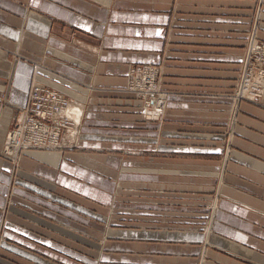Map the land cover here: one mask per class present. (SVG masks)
I'll list each match as a JSON object with an SVG mask.
<instances>
[{
	"label": "crops",
	"instance_id": "crops-1",
	"mask_svg": "<svg viewBox=\"0 0 264 264\" xmlns=\"http://www.w3.org/2000/svg\"><path fill=\"white\" fill-rule=\"evenodd\" d=\"M257 2L0 0V46L22 49L41 59L37 66L29 60L11 61L9 54L0 50V150L15 112L27 106L34 80L72 95L74 113L70 114L69 109V115L80 123L78 134H74L78 144L71 151L24 150V169L14 186L16 199L35 211L17 206L12 210L59 234H42L30 222L11 215L16 222L7 223L17 234L6 231L5 235L30 242L20 236L25 233L70 252L77 248L66 237L81 240L95 249H82L93 252L87 256L89 264H264V135L260 134L264 124L257 121L264 116V105L244 103L247 114L241 118L259 132L239 128L247 140L236 139L240 147L232 153L228 182L221 185L223 195L211 227L207 228L203 215L194 219L183 213L175 215L182 218H162L167 214L153 211L169 206L190 211L188 200L179 206L174 205V200L162 205L155 199L125 204L135 214L131 212L126 217L119 213L109 226L91 224L90 218L97 213L84 205L94 208L98 201L119 207L116 203L126 201L118 193L125 194L127 184L138 189V193L145 182H151L153 193L170 194L175 192L174 184H179L181 193H186L191 191L193 172L203 177L205 183V164L196 167V163L182 160V168H177L180 177H174L170 175L171 169H165L174 163L168 162V157L164 159L167 162L154 157L191 158L192 154L201 157L208 152L222 153L221 148L207 150L205 144L185 141L187 135L176 131L179 122L175 121L185 120L195 112L184 98L195 96L188 92L170 96L167 110L172 123H165L160 133L157 124L139 122L138 102L123 99L125 95L120 89L125 86L131 63L163 62L169 74L200 78L238 73L246 55L244 46ZM261 16L264 18V11ZM64 24L74 30V41L57 32L58 27L65 30ZM262 28L258 31L260 36H264V25ZM173 109L182 116H170ZM12 167V162L0 153L1 214L12 184ZM167 187H172L171 191L165 190ZM103 204L101 209L106 207ZM105 213L99 214L101 220L108 219ZM74 225L84 233L98 232L102 235L101 243L89 234H78ZM10 249L28 260L35 257L16 245H10Z\"/></svg>",
	"mask_w": 264,
	"mask_h": 264
},
{
	"label": "rangeland",
	"instance_id": "rangeland-1",
	"mask_svg": "<svg viewBox=\"0 0 264 264\" xmlns=\"http://www.w3.org/2000/svg\"><path fill=\"white\" fill-rule=\"evenodd\" d=\"M263 11L264 1L258 0L254 7V15L252 17L253 20L251 21V28L247 32L248 38L247 43L244 46L246 54L244 61L241 68L238 70V73H235L232 76L228 72L227 75L226 73H223L222 76L218 77L201 78L195 77L194 75L183 76L169 74L165 71L163 62L129 64V68L125 76V86L120 89V92L125 95V98L123 99H125L126 101H132L134 104L136 103V101L138 102L141 111V114H138L140 116V121L138 120L139 122L143 124H157L158 126L156 130L161 133L162 130L165 129V123H172V121L168 119L169 112L167 110L170 96L172 94L178 95L188 92L187 94L189 96H195L196 98L191 97L184 99H186L187 103H190L192 110H194L195 112L189 114L188 117H185V120L175 121L179 122L176 131L182 135H187V137L183 138V140L185 141H192L199 146H204L205 144L207 150L209 148H221L222 153L218 154L215 152H208L206 156H202L201 154V157H197L198 154H192L191 158L184 155V157L180 155H155L154 157L157 161H164V159L168 157V159L171 160L168 162L174 163L172 165H167L170 168H168L167 166L165 168L171 169L172 171H170V175L174 177H180L177 168L181 167L179 163H183L182 160H190V162H192L193 164L196 163V167L199 163L205 164L207 166L208 172L206 175L205 183L202 179L203 177H199L197 173L193 172L190 183V188H192L189 189L191 191L186 193H181L182 190L179 188V184H174L175 192L171 194L166 193L167 191H165L164 193H153L150 189L151 182H145L147 184H145L144 187L140 189V191H137L138 193H135V191L138 189H135L133 185H124V190L127 192H125V194L118 193V196L123 198V200L126 202L116 203L120 205L119 207H112V204L105 205L102 202L96 201V206L92 208L91 204L86 205L83 203L90 210H93L98 214H96L95 218H90L91 224L94 222V224H103L109 226L111 224V221L119 216V213L121 214V216L126 217L131 216V212L135 214V210L133 208H128L129 205L125 204L133 205L136 202H139L138 204H141L140 202L142 200L144 201L155 199L156 201H159V204L162 205H165L166 202L171 204V201L174 200L176 201V204H174L176 206H179L181 205L180 203L188 200L189 202H191L190 211H183L173 206H169L170 208L153 209V211L158 214H167L166 216H162V218L174 217L175 215H180L183 213L191 215V218L198 217V215H203L207 221V228L211 227L214 214L218 207V202L223 195L221 185L228 182L226 176L230 171L233 156L232 153L235 150H239L238 147H240L238 146L236 139L240 138L243 140H247L245 139V137L241 136L246 135L243 134L239 128L246 127L247 129L250 128V130L253 129L259 132V130L253 128L252 126H247L246 121H244L241 116L243 114H247L244 108V103L252 104L255 106L264 105V36L258 35V31L263 30L262 27L264 25V18L261 16ZM64 29V31H61L60 27H58L57 32L60 35L66 37L68 40L74 41V30L68 27V25H65ZM182 44L183 43H181L180 46H182ZM0 50L7 52L11 61H15L18 59L29 60L34 62L36 66L41 63V59H39L37 56H31L29 53H27L28 51L24 52L25 50L22 49L18 50L0 46ZM16 53H19L20 55H16ZM150 72L155 74L154 78L145 79L147 77L146 73ZM35 81L38 84H42L48 87V89H50L51 91L63 96L65 100L69 102L66 110L70 109V114L74 113V109H72L74 108V97L72 95L66 94L59 88H54L47 83H43L37 80H34L32 82V86L34 84H37L35 83ZM198 93H200V95ZM203 93H205V95ZM1 97L2 100H5L4 94ZM173 110L174 115L173 113H170V116H175V118L182 116V114H180L178 111H175V109ZM198 110H200V114ZM23 111L24 109L21 108L15 112L5 134L2 146L3 148L0 150L1 156L8 158L13 164L12 170L10 172V174L12 175V184L9 187L8 194L5 196L6 204H4V207L2 208V214L0 213V264H49L48 261L53 264H89L87 262V256L89 257L90 254H93V252L87 253L83 250L85 249L87 251H92L95 249L90 244L83 243L81 240H76L75 238L73 240L69 237H66L67 239L73 241L74 248H77V250H74V252H70L64 248L62 250L61 248H58L56 246H50L49 244L40 240V238L29 237L25 233H22L20 236H22V238H29L30 242L23 241L20 237L9 238L5 235L6 231L17 234V232L10 227V224L7 223V221H14L13 218L11 219V215H14L18 219L25 220L26 223L27 221L30 222L29 225L41 230L40 233L42 234H47L48 236H55L53 235V233L59 234L55 230H51L50 227H47L43 224L39 225L38 223L29 220L28 217L21 216L12 210V208H14L13 206H17L32 213L33 211H35L33 210V208L22 204L21 200L16 199V193L14 192V186H16L17 184L16 181L20 178L19 172L21 169H24L21 162V157L24 154V150L26 149L23 148L17 154H14L12 151L5 152V149L8 148V137L13 132L21 128L23 122L21 119V114L23 113ZM261 117L262 118L258 119L257 121L264 124V116ZM68 119L71 121V125H68L69 128L65 127L64 124L66 123H63L69 122ZM74 119V117H72L71 115H67V113L61 114L58 119H50L51 124L53 125H64L60 128L59 144L62 146L58 151L67 152L77 147L78 138H75L74 134H78L76 131L78 127L76 130H74ZM75 120L78 121L77 118ZM79 124L80 123L78 122V126ZM262 130L263 131L260 132V134L264 135V129ZM32 136L33 135L30 132H26V140L23 141L26 142L27 140H31ZM46 137L48 139L50 138V136ZM38 149L41 151H48V148L46 147ZM170 188L172 187H167L165 190H170ZM170 195H174L175 197ZM179 195H190V197H182ZM23 198L26 199L25 197ZM20 199H22V197ZM115 199L117 201L119 200V197H116ZM74 202L82 204V202L77 200H74ZM102 204L106 206L104 207V209H101ZM104 211H106V213ZM104 213L106 214V216H108V219L105 221L101 220L99 215ZM175 217L182 218L180 216ZM48 220L54 224H58L53 219ZM79 224L88 226L81 222H79ZM66 228L72 229L70 227ZM96 230L98 229H93L91 231ZM74 231L86 237L89 234V237L95 238L96 241L101 243V240L99 239L102 238V235H98V232L84 233V231L79 230L75 225ZM10 245H16L21 249L24 248L29 253L34 254L35 257H30L31 259L28 260V258L23 257V255L19 256L17 254H14L10 249ZM63 245L67 246L65 244ZM204 248L203 250H205ZM31 254H29V256ZM202 257L204 258L205 254H202ZM39 258H43L44 260H40Z\"/></svg>",
	"mask_w": 264,
	"mask_h": 264
},
{
	"label": "built area",
	"instance_id": "built-area-1",
	"mask_svg": "<svg viewBox=\"0 0 264 264\" xmlns=\"http://www.w3.org/2000/svg\"><path fill=\"white\" fill-rule=\"evenodd\" d=\"M68 105L69 102H67L60 94L51 91L48 87L42 84H34L28 95L27 107L24 109L25 113H27V117L29 118V123L27 122V124L30 125L31 123H36L33 130L28 127L25 129L27 133L30 132L33 135L31 141L35 142L36 138H40L43 139L46 145L49 146V140L51 138H56V143H58L60 140V128L64 125L65 127L71 125V121L68 119L69 122H63L66 124H58L59 126H56V124H51L50 119H58ZM59 110L61 111L60 115L58 117H54V112H58ZM38 125L44 127L41 129ZM46 126H48V129L45 128ZM57 128H59L58 131H56ZM53 133H57V135ZM46 136H50V138L48 139ZM23 139L26 140L25 134ZM46 145H43L42 147H46Z\"/></svg>",
	"mask_w": 264,
	"mask_h": 264
},
{
	"label": "bare ground",
	"instance_id": "bare-ground-1",
	"mask_svg": "<svg viewBox=\"0 0 264 264\" xmlns=\"http://www.w3.org/2000/svg\"><path fill=\"white\" fill-rule=\"evenodd\" d=\"M146 78L145 79H153L155 74L154 73H146ZM38 84V83H37ZM27 107V106H26ZM26 107L24 109H26ZM60 110L58 112H54V117H58L60 115ZM63 113H67V115H69V110H63ZM21 119L23 121L22 123V127L20 130L13 132L9 137H8V148L5 149V152H13L14 154H17L20 150L24 149H38V148H45L42 147L43 145H46V143L44 142L43 139L40 138H36L35 142L31 141V140H27L26 142L23 141L24 139V134L26 133L25 129L26 127H28L29 129L33 130V128L35 127L36 123H31L30 125L27 124V122L29 123V118L27 117V113H25V111H23V113L21 114ZM73 119V118H72ZM39 127H41V129L44 126L38 125ZM78 127V121H76L74 119V130H76ZM46 129H48V126L45 127ZM44 128V129H45ZM67 128H69L67 126ZM40 129V130H41ZM59 128L56 129V131H58ZM56 134L57 133H53ZM37 145V146H34ZM62 145L58 143H56V138H51L49 140V146L46 145V147L48 148V150H59L61 148Z\"/></svg>",
	"mask_w": 264,
	"mask_h": 264
}]
</instances>
